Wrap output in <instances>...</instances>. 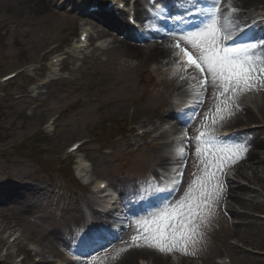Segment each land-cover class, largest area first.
Masks as SVG:
<instances>
[{
    "label": "rangeland",
    "instance_id": "1",
    "mask_svg": "<svg viewBox=\"0 0 264 264\" xmlns=\"http://www.w3.org/2000/svg\"><path fill=\"white\" fill-rule=\"evenodd\" d=\"M70 6L64 0H0V77L25 69L14 80L0 83V215H7V219H13L12 225L15 224L14 228L0 233V257L4 258V253L13 246L14 264H37L41 255L48 259L57 255L62 258L58 245L64 243L51 234V230L61 231L62 239L73 243L81 241V229L85 230L86 224L105 225L106 220L112 223L107 215L97 212L104 209L103 206H94L98 198L93 191L99 181H106L114 190L122 188V205L129 206L133 202L132 195L124 194L129 185L136 184L139 189L132 194H138L147 177L165 173L168 163L160 164V155L169 159L174 155L171 144H165L164 139L157 141V148L150 143L155 133L147 138L140 134L148 130L140 120L151 116L156 125L160 123L155 114L159 109L165 114L170 108L167 100L171 101L179 85L178 78L174 79L180 75L178 68L160 64L161 68L155 69L149 60L148 49L142 48L143 54L132 57L130 53L127 55L114 48V44L103 52L94 40L93 56H86L90 58L84 63L77 57H70L63 64L61 73H53L48 67L52 59L71 50L85 27V16L78 17L80 14ZM255 9L264 12V0ZM92 27L97 32L95 37H99L102 26L96 23ZM111 40L109 37L102 42ZM50 77L57 80L51 81ZM130 82L135 83L137 89L127 90L126 85ZM263 87L253 85L254 91L247 93L255 97L244 103L255 113L249 120L244 118L245 122L237 124L244 114L233 109L231 101L221 103L224 97L211 80L208 104L193 128L195 138L191 142L192 155L183 191L169 205L131 221L128 238L90 264H108L123 255L133 243L164 257L169 255L170 251H161L155 241L146 239V235L153 219L165 208H175L190 190L195 199L196 181L204 177L203 161L208 157L206 152L204 155L197 153L198 147L201 151L205 147L198 143L197 128L232 115L236 118L232 126L247 128L248 137L263 140L264 110L260 111V106L264 107ZM247 94L238 97V102L243 103L241 99ZM164 96L167 105L155 108L153 102ZM218 108L221 110L217 111ZM54 117L56 121L48 127L49 120ZM258 128L263 132L260 133ZM75 141L87 142L76 156L67 153ZM220 144L239 148L243 145L239 139L232 145ZM241 157L237 151L235 158L224 162L222 172ZM83 158L90 168L92 183L86 186L85 179L73 174L81 185L78 191L70 186L69 171L61 164H74L75 171L78 161ZM244 170L248 178L253 174L249 167ZM258 170L263 171L264 177L263 167ZM209 171L213 169L209 167ZM233 180L234 185L240 183L257 192L245 194L246 199L254 198V203L247 208L230 199L238 212L247 211L253 216L246 218L230 211L224 214L220 204L224 198L221 191L211 215L197 229L199 235L195 242H190L183 251L174 249L180 253L172 259L174 263L216 264V259L228 257V264H264V188L258 181L250 182L239 176ZM14 237L17 240L11 245ZM30 244L38 252L31 259L28 258ZM19 248L24 251V260H16ZM138 264H142L140 259Z\"/></svg>",
    "mask_w": 264,
    "mask_h": 264
},
{
    "label": "snow or ice",
    "instance_id": "2",
    "mask_svg": "<svg viewBox=\"0 0 264 264\" xmlns=\"http://www.w3.org/2000/svg\"><path fill=\"white\" fill-rule=\"evenodd\" d=\"M232 38L233 35L216 19H211L198 30L188 31L180 37L195 49V59L192 52L186 48L181 49L187 62L211 76L220 96L224 97L221 103L230 102L229 97H235L241 90L251 91L253 85H264V61L259 60L253 51L258 44L264 47V41L229 46L226 42ZM177 47H180L179 42ZM198 143L205 147L203 151L198 147L197 153L204 155L206 152L208 157L203 161L204 177L196 181L195 199L190 190L175 208H165L159 213L153 219L152 227L148 229L146 239L155 241L161 251L177 248L183 251L190 242H195L199 235L197 229L203 226L219 201L224 162L235 158L238 150H243L234 146H222L213 133H201ZM209 167L213 171H209ZM202 209L208 211L203 212Z\"/></svg>",
    "mask_w": 264,
    "mask_h": 264
},
{
    "label": "bare ground",
    "instance_id": "3",
    "mask_svg": "<svg viewBox=\"0 0 264 264\" xmlns=\"http://www.w3.org/2000/svg\"><path fill=\"white\" fill-rule=\"evenodd\" d=\"M262 0H223L224 4H227V6L229 7V11H227L226 13H224L225 15H227L228 18H241V20L239 21V23H241L242 20H245V18H242V11H249L251 9V6L256 5L257 3L261 2ZM141 3V1H138ZM140 3H137V9L140 8ZM178 9V7H177ZM105 10V9H104ZM120 12V11H118ZM229 12V13H228ZM107 15L110 19H108L110 21V26H108L107 24H105L106 29H103V35L104 36H108L111 35L113 37V40L115 42H117V48L121 51L126 52L127 54H132V55H137L139 54H143L142 52V48L138 47L135 44H132L131 42H129L128 39H124V37L122 38V31H127V29L125 27H121L119 26L117 23L123 18V13L119 16H115L113 13H108L105 10L104 16ZM143 17L145 18L147 15L146 13H143V10H137V17ZM221 25L224 26V28L230 32V23H228V20L223 18V21L221 23ZM87 27V26H85ZM83 30H87V32L89 31L88 28H85ZM181 35L178 32H174L171 37L167 40H165L164 42L162 41L161 43H155L153 45H148V51H149V60L150 61H154V63L156 65L160 64V63H165L167 66H169L170 64H172V62L174 61V57L172 55V48H174L175 45H177V43L179 42L180 44L186 43V41L181 40L180 39ZM254 53H256V55L261 58V60H264V48L255 51ZM126 89L129 90L130 88L132 89H137V86L135 83L130 82L126 85ZM179 88H183V85H180ZM185 90H183L184 92ZM181 92V93H183ZM166 98H162L160 97L159 99H157L156 101L153 102V106L155 108H158L161 105L166 104ZM173 105V104H172ZM243 109H242V114H244V118L247 120H249L250 118H252L254 116V112L253 110L249 107V106H245L242 105ZM235 109H237L235 107ZM260 110H264V107H260ZM173 116V112L172 110H169L166 115L161 114L160 112H156L155 117L159 118L161 123L163 122H167V118L168 117H172ZM153 117L148 116L147 119H142L140 120V123L142 125H151L153 127L154 130L158 131L159 128L158 126L153 123ZM235 120V118H231L227 121L221 122L219 124V126H217L218 128H222V127H226L228 129H233L234 127L238 126H232V122ZM238 123H242L240 120H237L236 122ZM155 131V132H156ZM151 131H148L147 133H150ZM162 133V132H161ZM157 135L154 138V142H153V146L156 147L157 141L160 138L159 136L161 135V137H166V133L167 132H163L162 134ZM173 134H175V132H173ZM246 133H243L239 136V141L241 144H243L241 146V149L243 150H239V157L242 155V157L239 159L241 165H243V167L240 165L239 169L237 170V176H240L242 178L248 179L250 182L254 181H258L262 187L264 188V177H263V171H260L258 169H260V167H263L264 170V140L262 139H250L251 137L245 136ZM245 136V137H244ZM246 144V145H245ZM161 161L162 163H165L168 158L164 157L162 155H160ZM84 164L83 162H80V164L78 165V168L80 169L81 167H83ZM249 167L251 169V171L253 172V174L248 178V174L247 172H245V168ZM261 177V179L259 178ZM100 183V182H99ZM125 187V184H123V189ZM224 193L226 194L227 188L226 185H221ZM232 189H228L229 190V194L228 197L233 199L234 201H236L237 203H239L241 206L247 208L249 207V205L251 203H254V198L251 197L249 199L245 198V194H247L248 192H256L254 189L249 188L246 185H242V184H238L236 187L232 186ZM9 190H11V188H8ZM109 189V187H108ZM135 189H137V185L136 184H131L129 185V189L126 191V195L127 196H131L132 193L135 191ZM257 193V192H256ZM135 195V194H133ZM90 207L93 208V203H90ZM228 207H229V211L232 214H235L237 216L239 215H244V217H251L253 216L252 214L248 213L247 211L243 214H241L240 212H238L236 210L235 205H233L232 202L228 203ZM146 214H143L141 216H139L138 218H143L145 217ZM136 218V219H138ZM13 219H7V215L3 216L0 215V233H3L4 231L8 230V229H12L15 227V224L12 225V221ZM250 221V219L248 220V222ZM247 222V223H248ZM235 226V225H233ZM61 231L59 230H51V234L56 235L60 240L66 241V239H62V237L60 236ZM48 236V235H47ZM47 238V237H46ZM37 254V252L35 253ZM6 264H14L12 262V257L13 254L11 252H7L6 253ZM43 259L41 261V264H49L50 261L46 260L45 257L42 255ZM140 260H144L143 264L145 263V261H149L151 264H173L169 258V256H163L158 254L157 252H155L154 250L148 249L147 247L144 246H139L138 244H132V246L130 248L127 249V251L123 254L120 255L112 260L109 261L108 264H138V261ZM61 263V262H60ZM219 264V263H216Z\"/></svg>",
    "mask_w": 264,
    "mask_h": 264
}]
</instances>
